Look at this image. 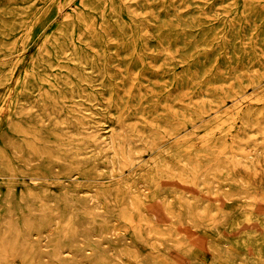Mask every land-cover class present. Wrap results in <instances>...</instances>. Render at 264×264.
Returning a JSON list of instances; mask_svg holds the SVG:
<instances>
[{
	"label": "bare ground",
	"instance_id": "obj_1",
	"mask_svg": "<svg viewBox=\"0 0 264 264\" xmlns=\"http://www.w3.org/2000/svg\"><path fill=\"white\" fill-rule=\"evenodd\" d=\"M18 1L14 0L16 5L0 15V50L4 51L5 56L17 58L24 64L23 70L10 81L7 79L11 86L9 102H2L8 93V85L5 79L0 80V176L8 184L6 191L0 189V242L8 240L11 245L8 253L3 254L6 260H1L0 264H15V260L18 264H84L97 258L102 259L105 264L106 261L124 254L125 248L114 233L102 240L93 238L101 236L98 222L108 223L116 219L119 221L117 225H126L127 221H141L139 214L143 210L152 211L151 215H156L157 211L171 209H180L181 219L187 222L188 205H184L176 193L179 191L184 194L191 188L190 177L198 176L193 175L195 162L204 161L205 157L221 158L225 147L222 138H214L212 132L205 134L201 141L190 142L188 131L191 122L195 117L203 115L209 104L200 110L174 113L166 105L170 100L169 96L165 97L164 103H160V98L150 96L143 90H140V99L134 101L130 92L122 103H115V87L102 69L104 63L100 65L97 57L86 56L87 46L91 44L99 49L103 48L106 35H120V28L130 31L126 40L129 43L125 47L142 56L146 50L145 39L139 35V24L135 23L142 21L146 24L147 20L134 14H123V7L118 0H79L71 10L63 14L58 0H44L41 6L39 3H29L31 0ZM246 2L250 6L254 4L253 13L264 14V0ZM201 18V15L191 17L195 24L190 26V30L156 27L154 36L163 43L162 49L169 48L163 41L167 36L171 38L172 48L188 51L192 46L184 45L182 34L191 31L199 35L194 45L196 49L205 51L213 46L212 28L211 25L199 22ZM25 38L37 42L29 59L22 56L21 51L27 46L20 48L18 45ZM231 42L237 45L235 38ZM219 46L224 48V43ZM177 61L186 67L180 80L192 79L191 58L181 56ZM87 68L97 73L96 78L105 83L110 92L111 109L116 115L106 120L107 125L103 127H109L107 133L111 139H101L103 133L94 125L91 127L96 129L89 132L84 140L75 141L64 131L55 129L54 125L40 126L32 114L26 113L25 105L19 104L24 96L27 99L38 96L58 97L63 103L70 97L91 99L95 94L90 91L92 74L85 71ZM176 79V76H172L171 84ZM252 90L253 93L264 90V81L254 84ZM35 92L37 95H34ZM229 94L230 92H226L216 96L215 102L222 101ZM243 98L249 101L239 104L241 108L235 109L240 123L236 125L234 121H229L218 124L223 135L233 130L243 133L247 129L264 127V110H258L264 107V93L251 100L247 91L241 96ZM217 104L215 111L230 108H226V103ZM3 108L7 112L5 117L1 116ZM25 115L28 119L22 123L20 119ZM4 118L6 127L3 126ZM134 122L136 126L132 129L129 125ZM118 131L121 134L119 140L115 141L112 136L119 133ZM12 133L21 135L22 139L12 140L15 137ZM174 146L176 150L172 151L171 158H166L165 155ZM143 149L149 151L148 158L143 155ZM7 151L11 154V162L8 160ZM85 153H90L89 159L109 167L110 171L98 173L103 177H96L94 173H81L84 175L82 177L56 175L54 178L61 180L63 190L59 194H53L48 185V180L53 178L50 175L66 174L78 169L79 164L85 161ZM52 154H56L57 158L52 157ZM34 160L36 164L33 163ZM67 160L70 162L69 166L65 165ZM23 170L30 174V181H25L24 190L17 193L13 182L19 177L18 171ZM140 175L145 178L142 187L138 181H126L127 176L138 179ZM79 179L88 181L87 187H75L74 180ZM101 182L119 183L120 186L113 192H99L98 187L94 186ZM144 195L149 197L148 201ZM160 198L171 199L163 202ZM63 225L66 228L59 227ZM257 226H260L263 233V223H258ZM53 227H57L56 230L65 235L76 230L78 233L71 237L64 235L65 239L49 250L41 242L51 234ZM29 232L30 237H37L25 241ZM131 233L135 240L146 236L145 229H140L138 233L132 229ZM150 246L154 250H160L155 244ZM179 249L183 254L186 253L183 248ZM255 255L262 256L260 248ZM136 259L140 263L154 264L148 257ZM180 259H175L174 263L184 264Z\"/></svg>",
	"mask_w": 264,
	"mask_h": 264
},
{
	"label": "rangeland",
	"instance_id": "obj_2",
	"mask_svg": "<svg viewBox=\"0 0 264 264\" xmlns=\"http://www.w3.org/2000/svg\"><path fill=\"white\" fill-rule=\"evenodd\" d=\"M43 1L31 0L29 3H39L41 6ZM76 1L79 0H58L59 7L63 8L61 14L71 10ZM118 1L123 7V14L130 13L145 18L148 25L143 24L142 21L135 23V25L139 24V35L145 39L146 50L142 56L137 51L125 47L129 43H126V40L130 35L127 28H120L121 36L116 33L106 35L107 40L103 48L99 49L91 44L87 46L86 56L97 57L100 65L104 63L102 69L115 87L116 97L113 101L122 103L130 92L135 101L142 97L140 90H143L150 96L155 95L160 98V103H164L165 97L169 96L170 100L166 105L168 104L174 113L200 110L209 104L203 115L192 120L188 131L190 142L201 141L205 134L212 132L214 138H222L225 147L221 152V158L205 157L204 161L195 162L193 175L198 176L190 177L191 188L184 194L179 191L176 193L177 198L184 205H188L187 222L181 219L180 209L157 211L156 215H151L152 211L143 210L139 214L141 221H127L126 225H117L119 221L116 219L108 223L104 221L105 224L98 222L101 236L93 238L102 240L103 237L113 236L111 234L114 233L125 248L124 254L106 261L105 264H144L136 259L140 257H148L154 261V264H177L174 260L180 258L184 264H264V232L262 233L260 226H257L258 223H263L264 226V127L247 129L243 133L233 130L226 135L218 129L219 123L226 124L229 121H234L236 125L240 123L235 113L241 108L239 104L249 101L245 100L247 97L241 99L247 91L251 95V100L264 93V90L258 93L252 92L254 84L264 81L263 12L258 14L252 12L254 4L250 6L246 1L251 3L250 1L253 0ZM15 5L14 0H0V15L11 10ZM193 15H201L199 22L211 25L213 46L205 51H198L194 45L199 35L189 31L182 34L184 45L192 46L188 51L172 48L171 38L167 36L163 41L164 44L169 45V48L162 49L163 43L154 36L156 27L164 26L168 29L178 27L190 30V26L195 24L194 19H191ZM233 38L237 45L232 44ZM222 43L224 48L219 46ZM18 45L20 48L27 46L21 51L22 56L29 59L37 42L25 38ZM8 56L0 50V80L5 79L8 85V93L2 101L4 103L11 99L10 79L24 68L22 61ZM181 56L191 58L193 61L191 65L193 78L188 81L180 80L186 68L177 61ZM85 71L92 74L90 91L95 95L91 99L70 97L63 103L58 97L38 96L27 99L24 96L19 104L25 105L26 113L32 114L40 126L54 125L55 129L64 131L75 141L84 140L89 132L96 129L91 127L94 125H97L100 128L99 132L103 133L101 139L109 140L111 139L107 133L109 127L103 126L107 125L106 120L116 115L111 109L110 92L107 85L96 78V72L91 71V68ZM172 76L177 78L174 84H171ZM226 92L230 94L225 95L223 100L217 103H226V108H230L215 111L218 107L215 97ZM34 95L37 93L35 92ZM5 109L1 111L2 117L7 115ZM229 110L232 112H228ZM258 110H264V107ZM27 119L28 116L25 115L20 121L24 123ZM4 120L5 118L3 126L6 127ZM134 126H136L135 122L129 125L132 129ZM118 132L112 136L115 141L119 140L121 131ZM12 134L15 136L11 138L12 140L22 139L21 135ZM175 147L165 155L166 158H171L172 151L176 150ZM142 153L145 158L150 156L148 150L143 149ZM7 154L11 162L9 151ZM89 154L83 155L85 161L79 164L78 169L66 174L50 175L53 178L48 180V185L53 194H59L63 190L61 180L54 178L56 175L82 177L84 175L81 173H94L96 177H103L98 173L110 171L109 167L101 166L89 159ZM52 157L57 158V155L52 154ZM67 161L65 165L69 166L70 162ZM33 163L36 164V160ZM17 174L19 177L14 180L13 185L17 193H21L25 188L23 183L30 181V174L25 170L18 171ZM138 177L137 179L127 176L126 181L134 183L138 181L139 186L142 187L145 178L142 175ZM74 182L75 187L81 188L87 187L86 183H88L82 179ZM119 186V183L101 182L94 187H98L99 192H113ZM7 187V182L0 176V189L4 192ZM143 197L148 201L147 195ZM170 199L161 200L168 202ZM102 213L105 214L104 210ZM59 227L66 228L64 225ZM56 228L41 242L46 249H54L61 240L65 239L63 238L65 233ZM132 229L136 233L140 232V229H145L146 236L135 240L131 233ZM76 233L78 230L70 232L65 237H71ZM34 237L36 238L37 235L30 237L29 232L25 241L35 239ZM150 244H155L160 250H154ZM10 246L8 240L0 242V256L6 255ZM180 247L186 250L185 254L180 251ZM258 248L261 249V257L255 255ZM1 260L6 259L3 257L0 258ZM15 262L18 264L17 260ZM84 264H104V262L97 258Z\"/></svg>",
	"mask_w": 264,
	"mask_h": 264
}]
</instances>
